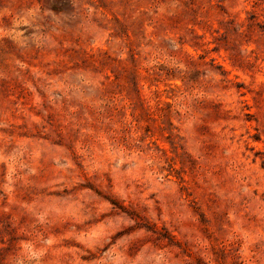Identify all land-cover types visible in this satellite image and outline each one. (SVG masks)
<instances>
[{
    "label": "rangeland",
    "instance_id": "obj_1",
    "mask_svg": "<svg viewBox=\"0 0 264 264\" xmlns=\"http://www.w3.org/2000/svg\"><path fill=\"white\" fill-rule=\"evenodd\" d=\"M0 264H264V0H0Z\"/></svg>",
    "mask_w": 264,
    "mask_h": 264
}]
</instances>
